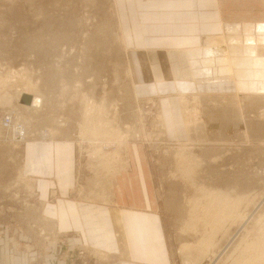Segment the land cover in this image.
Wrapping results in <instances>:
<instances>
[{
    "label": "rangeland",
    "instance_id": "374dc122",
    "mask_svg": "<svg viewBox=\"0 0 264 264\" xmlns=\"http://www.w3.org/2000/svg\"><path fill=\"white\" fill-rule=\"evenodd\" d=\"M115 7V0H0V244H9L12 232L35 236L27 251L58 239L34 202L22 147L60 138L76 143L77 166L87 172L78 180L88 188L80 185L82 193L100 200L111 196L128 146L143 148L170 264L264 257L250 249L264 235V15L232 14L199 45L168 51L164 72L143 75L157 94L140 96L135 87L143 81L133 76ZM168 87L173 91L162 94ZM26 90L45 97L41 111L19 106L17 94ZM8 115L25 125L26 140L12 138ZM102 119L112 129H98ZM218 190L226 195L221 205L234 209L222 227L210 216L220 203L210 192ZM63 247L61 258L81 264L92 255L98 263L110 259Z\"/></svg>",
    "mask_w": 264,
    "mask_h": 264
},
{
    "label": "crops",
    "instance_id": "0c3cea01",
    "mask_svg": "<svg viewBox=\"0 0 264 264\" xmlns=\"http://www.w3.org/2000/svg\"><path fill=\"white\" fill-rule=\"evenodd\" d=\"M115 1L133 76L143 81L135 87L140 96L157 94L152 80L146 81L143 75L164 72L168 51L199 45L206 35L218 33L219 22L232 14L264 15L257 9L260 0H237L236 6L230 0ZM168 91L173 90L168 87L161 93ZM126 152L127 159L117 166L111 196L100 200L89 197L86 184L78 182L87 172L82 169V174L77 166L75 141L26 142L23 170L35 184V204L54 225L58 239L27 251L24 244L32 243L35 236L12 232L9 244H0V264H81L80 259L60 257L64 244L68 250L78 247L110 258L98 263L92 255L84 264H170L152 166L140 145H129ZM17 239L22 240L21 247Z\"/></svg>",
    "mask_w": 264,
    "mask_h": 264
},
{
    "label": "bare ground",
    "instance_id": "6f19581e",
    "mask_svg": "<svg viewBox=\"0 0 264 264\" xmlns=\"http://www.w3.org/2000/svg\"><path fill=\"white\" fill-rule=\"evenodd\" d=\"M219 49V48H218ZM204 50V49H203ZM213 51H215L216 52V50H213ZM208 52V50L207 51H204V53H207ZM218 52V51H217ZM216 52V53H217ZM246 52V51H245ZM248 53V52H247ZM258 56V55H257ZM235 66V65H234ZM264 66V65H263ZM243 67V66H242ZM217 69V68H216ZM254 73H256V72H254ZM214 82V81H213ZM31 90H26V91H22V92H19L17 95V99H19L20 98V103H19V106H21V107H23V108H25V109H32V110H37V111H41V108H42V105L43 104H45V103H43L44 102V98L41 96V94L40 95H38V94H35V93H31L30 92ZM21 95V96H20ZM103 97V96H102ZM213 99V98H212ZM232 100V99H231ZM103 101V100H102ZM101 101V102H102ZM228 102V101H227ZM7 103V102H6ZM117 103V102H116ZM102 104V103H101ZM100 104V105H101ZM114 104V103H113ZM112 104V105H113ZM236 104V103H235ZM90 106H91V104H89ZM99 105V106H100ZM111 105V104H110ZM230 105H232V104H230ZM234 105V104H233ZM93 107V109H91L90 107H88V108H90V110H95L96 109V106H94V104L92 105ZM103 106V105H102ZM238 106V105H237ZM110 107H112V106H110ZM97 110H96V112L98 113L99 111L101 112L102 111V107H98V105H97ZM87 109V108H86ZM105 109V108H104ZM88 110V109H87ZM28 111V110H27ZM87 112H89V111H87ZM86 112V113H87ZM100 112L98 113V114H100ZM95 113V112H94ZM96 113V114H97ZM15 114V113H14ZM101 114H102V112H101ZM24 117V116H23ZM94 117V116H93ZM113 117V116H112ZM8 122H5V119H4V123H5V125H6V127L5 128H7V130H9V132L11 131L12 133H11V136H12V138L13 139H18L19 137L20 138H22V139H27V137H29V135H30V132L29 131H27V128L25 127V125H23V123H21V122H19V121H14V119H13V117L11 116V115H8ZM19 118H22L21 116H19ZM90 119V118H89ZM17 120V119H16ZM21 120V119H20ZM105 120V119H104ZM24 121V120H23ZM28 121V120H27ZM32 121V120H31ZM58 121V120H57ZM88 121V123H91V121L89 122V120H87ZM18 122V123H17ZM86 122V121H85ZM84 122V123H85ZM95 122V121H94ZM99 121L97 120L96 121V123H98ZM101 122V121H100ZM100 122H99V124H100ZM102 122H103V119H102ZM137 122V121H136ZM93 123V122H92ZM104 123V122H103ZM103 123H101L100 125H101V128L99 127H97V126H99V125H97L96 127L98 128V129H103V128H105V127H107L108 129L110 128V129H112L111 127H109V125L108 124H110L109 122L107 123V125H105V123H104V125H103ZM87 124V123H86ZM85 125V124H84ZM90 125H92V124H90ZM90 125H89V127H90ZM93 125H94V123H93ZM92 125V126H93ZM87 126V125H86ZM92 128V130L94 129V126L93 127H91ZM90 128V129H91ZM98 129H95L94 131H92V130H90L91 131V133L92 132H95V131H97ZM109 129V130H110ZM100 130V131H101ZM105 130V129H104ZM103 130V134L105 133V131H106V133H108L107 132V130H105L104 131ZM99 130H98V132H100ZM111 132H113V131H111ZM110 133V132H109ZM108 133V134H109ZM96 134V133H95ZM112 134V133H111ZM110 134V135H111ZM94 135V134H93ZM18 140H20V139H18ZM188 143V142H187ZM207 149V148H206ZM221 149V148H220ZM239 151V150H238ZM222 152V151H221ZM183 154V153H182ZM227 154V153H226ZM220 156V155H219ZM205 158V157H204ZM197 167V166H196ZM196 169V168H195ZM230 187H232V186H230ZM208 190V189H207ZM224 190V189H223ZM211 192L213 191V190H210ZM210 192V194H211V198H210V200H212V201H214V199H216V198H218V199H220V203L218 202V201H216V203H213V204H215V207H216V209L218 210V209H220V207H221V209H220V211L219 212H217V210L216 211H212L211 212V215L210 216H212L213 217V219L215 220V224L214 225H216L217 224V226L216 227H218L219 225H220V223L222 222L221 220H223L224 218H227L226 216L228 215V218H229V216L232 214L229 210H232V209H230L231 207L230 206H228L229 207V210L226 208L227 206H225L226 204H224V206H222L221 204H223V202H225L226 203V195H225V192H223V191H214L213 192V194ZM202 194H203V192H202ZM30 196H31V194H30ZM210 196V195H209ZM32 198V197H31ZM208 196H207V200H208ZM229 198H230V196H229ZM228 198V199H229ZM254 198V197H253ZM252 198V199H253ZM205 199V198H204ZM206 200V199H205ZM200 201V200H199ZM231 202V201H230ZM235 202H233V204H234ZM228 204H230V203H228ZM221 205V206H220ZM235 205H236V203H235ZM224 207V208H223ZM233 207V206H232ZM239 207V206H238ZM223 208V209H222ZM236 208V207H235ZM215 209V208H214ZM225 209V210H224ZM234 210V209H233ZM232 210V211H233ZM193 211V210H192ZM233 215V214H232ZM234 216V215H233ZM237 216H239V215H237ZM201 219V218H200ZM229 220V219H228ZM212 221V220H211ZM221 221V222H220ZM214 223V222H213ZM212 223V224H213ZM264 223V222H263ZM208 224V223H207ZM213 225V226H214ZM221 226V225H220ZM222 227V226H221ZM264 227V226H263ZM219 229H220V227H219ZM226 231V230H225ZM264 233V232H263ZM262 237V238H261ZM260 238H261V240H259L257 243H256V246L255 247H251L250 249L251 250H254L255 251V249L257 250H259V251H261V252H263L264 253V235H262ZM254 245H255V243H254ZM253 245V246H254ZM250 247V246H249ZM245 249V248H244ZM247 249V248H246ZM252 253V252H251ZM258 253H260V252H258ZM198 256V255H197ZM247 256V255H246ZM254 257L252 258L251 256L249 257V255H248V257H246V258H240V259H236V260H239V261H236V260H234V262L236 261V263H234V264H264V257H263V255L262 256H257V257H259L258 259H257V257L255 256V255H253ZM234 259V258H233ZM233 264V263H232Z\"/></svg>",
    "mask_w": 264,
    "mask_h": 264
},
{
    "label": "built area",
    "instance_id": "2783aa9c",
    "mask_svg": "<svg viewBox=\"0 0 264 264\" xmlns=\"http://www.w3.org/2000/svg\"><path fill=\"white\" fill-rule=\"evenodd\" d=\"M5 122H8V118L7 117L5 118Z\"/></svg>",
    "mask_w": 264,
    "mask_h": 264
}]
</instances>
